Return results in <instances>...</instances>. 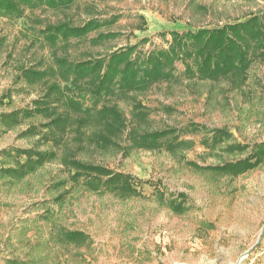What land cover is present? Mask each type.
Here are the masks:
<instances>
[{
    "label": "rangeland",
    "instance_id": "1",
    "mask_svg": "<svg viewBox=\"0 0 264 264\" xmlns=\"http://www.w3.org/2000/svg\"><path fill=\"white\" fill-rule=\"evenodd\" d=\"M263 11L264 0H79L67 19L41 8L27 7L20 15L4 13L0 16V115L32 105L54 82L66 96L83 101L61 79L57 65L61 58L105 56L144 39L145 52L159 50L168 46L171 31L213 28ZM95 13L111 23L101 32H113L115 38L95 45L92 39L100 33L96 32L81 40L54 43L45 32L50 24L71 20L78 25ZM26 71L44 77L28 79ZM225 87L187 81L156 85L138 97L149 112L140 125L147 132L184 129L191 123L225 129L232 135L230 144L248 147L243 153L223 150L225 143L220 145L223 149L209 148L203 144L204 134L190 133L182 138L195 146L184 156L182 151L176 154L164 148H133L125 157L118 147L88 146L78 154L86 163L143 181L136 185L141 196L91 191L82 184L84 178L78 186L60 161L21 181L0 177V264H264V161L236 177L207 169L249 157L256 145L264 144V63L252 65L241 90ZM91 105L87 98L85 106ZM120 105L131 120L129 103L124 100ZM66 111L64 106L58 110ZM47 122L44 117L22 120L4 132L0 121V162L6 150L41 144L39 138H26L24 133ZM128 133L129 128L124 140ZM69 139L75 148V137ZM155 186L165 192L164 198L155 193ZM181 193L190 210L176 214L165 201ZM61 230L83 233L87 241L62 243L57 236Z\"/></svg>",
    "mask_w": 264,
    "mask_h": 264
},
{
    "label": "trees",
    "instance_id": "2",
    "mask_svg": "<svg viewBox=\"0 0 264 264\" xmlns=\"http://www.w3.org/2000/svg\"><path fill=\"white\" fill-rule=\"evenodd\" d=\"M78 1L0 0V16L4 13L20 15L28 7L52 10L63 14L67 19V14ZM95 14L78 25L71 20L50 24L45 32L54 43L60 39L81 40L96 32L100 33L92 39L95 45L115 38L116 34L113 32H101L111 26L110 21H101L97 17L99 13ZM169 35L172 39L167 42L168 46L159 50L145 52L141 48L147 42L144 39L136 45L120 48L105 56L89 54L84 60L77 61L59 59L57 65L61 79L69 82L73 92L76 91L85 100L79 101L66 96L64 90L54 82L32 105L0 115V121L6 127L4 132L19 126L22 120L37 117L48 120L46 124L30 127L24 133L26 138H39L41 144L37 143L31 149L2 152L5 158L0 162V177L21 181L37 173L46 164L60 161L78 186H81L84 178L82 184L91 191H109L123 198H131L142 195L136 185L143 184V181L130 174L116 173L104 166L86 163L78 159V154L88 149V146L103 150L118 147L125 157L130 156L133 148H164L172 153L182 151L184 156L183 152L195 146L194 141L182 138L190 133L204 134L203 144L209 148L223 149L220 145L225 143L223 150L245 152L248 148L245 145L228 142L232 135L225 129H210L205 125L191 123L184 129L155 132L143 130L140 124L147 121L149 112L138 97L156 85L180 81L226 84L225 89H229L228 91L241 90L252 65L258 61L264 63V11L222 26L201 27L184 32L171 31ZM179 65L184 66L183 71H179ZM25 76L39 81L44 74L26 71ZM72 90L69 89L70 92ZM87 98L92 100V105L88 107L85 106ZM124 100L132 108L131 120L120 105ZM61 106L66 108V113L58 112ZM132 120L139 124H134ZM128 128L129 133L124 140ZM72 135L76 141L75 148L69 142ZM123 140L127 145H122ZM44 147L46 149H42ZM263 161L264 144H258L249 157L207 169L236 177L258 168ZM188 164L193 166L191 162ZM155 187V193H161L164 198L165 192L158 186ZM165 202L176 214H184L190 210L188 199L183 193L176 196L171 194ZM57 236L65 244L76 243L78 240L87 241V236L80 232L61 230Z\"/></svg>",
    "mask_w": 264,
    "mask_h": 264
},
{
    "label": "water",
    "instance_id": "3",
    "mask_svg": "<svg viewBox=\"0 0 264 264\" xmlns=\"http://www.w3.org/2000/svg\"><path fill=\"white\" fill-rule=\"evenodd\" d=\"M251 251L247 252L246 255H249Z\"/></svg>",
    "mask_w": 264,
    "mask_h": 264
}]
</instances>
